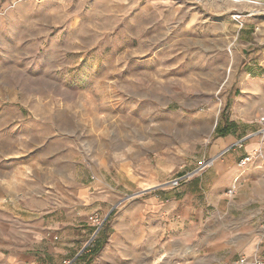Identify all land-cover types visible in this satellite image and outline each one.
Instances as JSON below:
<instances>
[{"label":"rangeland","instance_id":"rangeland-1","mask_svg":"<svg viewBox=\"0 0 264 264\" xmlns=\"http://www.w3.org/2000/svg\"><path fill=\"white\" fill-rule=\"evenodd\" d=\"M263 115L264 0H0V204L104 229Z\"/></svg>","mask_w":264,"mask_h":264},{"label":"crops","instance_id":"crops-1","mask_svg":"<svg viewBox=\"0 0 264 264\" xmlns=\"http://www.w3.org/2000/svg\"><path fill=\"white\" fill-rule=\"evenodd\" d=\"M245 136L235 129L216 138L212 166L180 189L156 187L133 200L109 219L97 249L79 259L92 230L86 218L26 215L25 205L0 204V264H236L264 256V143L252 138L224 153Z\"/></svg>","mask_w":264,"mask_h":264},{"label":"built area","instance_id":"built-area-1","mask_svg":"<svg viewBox=\"0 0 264 264\" xmlns=\"http://www.w3.org/2000/svg\"><path fill=\"white\" fill-rule=\"evenodd\" d=\"M258 129L246 135L243 139L238 141L235 145L227 148L224 153L231 151L235 147H242L243 144L252 139V138H258L261 143H264V115L261 116L258 120ZM251 159L245 158L240 162V165H244L246 162L250 161ZM215 159H211V161L203 162L198 168H196L194 171L187 172L185 174H182L170 182H168V185H170L172 188L178 189L183 183L191 180L195 176L199 175L200 173L204 172L207 168L212 166ZM227 194L229 196H233L235 194V191L233 188L229 189L227 191ZM90 225L92 227V231L88 237V239L85 241L83 246L79 249V251L76 254L75 259H79L83 257L86 254H90L94 252L97 249L98 243H99V234L103 230L104 224L106 222V218H104L101 215L95 214L90 217ZM64 264H71L70 260H66ZM236 264H264V256H258L254 255L251 257H243L241 258Z\"/></svg>","mask_w":264,"mask_h":264},{"label":"trees","instance_id":"trees-1","mask_svg":"<svg viewBox=\"0 0 264 264\" xmlns=\"http://www.w3.org/2000/svg\"><path fill=\"white\" fill-rule=\"evenodd\" d=\"M233 128H234V124H229L228 122L223 126H220V124H218L217 129H216L217 135L218 136H227V135L232 133Z\"/></svg>","mask_w":264,"mask_h":264}]
</instances>
